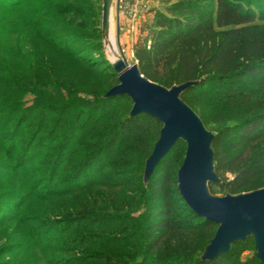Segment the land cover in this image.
Wrapping results in <instances>:
<instances>
[{"label": "rangeland", "instance_id": "rangeland-1", "mask_svg": "<svg viewBox=\"0 0 264 264\" xmlns=\"http://www.w3.org/2000/svg\"><path fill=\"white\" fill-rule=\"evenodd\" d=\"M239 1L264 15V0ZM170 3L115 0L106 45L103 0H0V264H150L145 258L154 255L138 242L153 236L140 232L151 202L146 205L149 197L141 189L137 149L126 145L110 163L102 151L103 168L98 162L76 165L102 148L94 138L101 129L83 127L93 124L89 102L117 86L107 73L110 51L137 64L134 49L147 38L146 24ZM240 104L206 103L200 113L209 128L232 126L246 116ZM78 112L85 115L75 124ZM63 113L66 122L59 128ZM79 123L82 131L75 136L93 137L94 143L80 142L88 151L64 161L59 148ZM113 150L116 155L117 144ZM182 158L176 152L168 162L171 179ZM54 161H64L59 170L50 167ZM169 193L173 220L179 228L189 226L176 217L182 213L175 187ZM145 220L152 232L163 233L151 226L159 218ZM251 244L231 264H251Z\"/></svg>", "mask_w": 264, "mask_h": 264}, {"label": "trees", "instance_id": "trees-1", "mask_svg": "<svg viewBox=\"0 0 264 264\" xmlns=\"http://www.w3.org/2000/svg\"><path fill=\"white\" fill-rule=\"evenodd\" d=\"M171 2L165 11H156L152 20L146 24L147 38L139 40L134 49L138 68L145 78L166 89L191 83L181 95V100L200 117L206 130L214 135L211 147L214 152L215 175L219 182L208 186L213 196H234L264 189V25H257V22L264 21V15L245 8L239 0ZM109 69L111 71L107 73L118 85V74L112 64H109ZM106 95L89 102L87 119L92 121L93 126L88 122L86 128L83 127L84 131L90 127L101 129L94 138L101 140L102 148L94 150L89 159L80 160L76 166L98 162V166L103 168L102 151L107 152L110 163L113 158L120 157L126 145L132 144L137 149L134 155L142 166L139 179L141 189L149 197L145 201L146 205L151 202L145 210L140 232H144L146 239L153 237L149 241L138 240L142 248L145 246L148 255H154L153 258L146 257L145 262L231 264L238 252L246 250L249 243H252L255 254L251 264H264L258 258L255 238L252 236L245 242H236L228 252L214 260L203 259L218 225L200 218L189 209L179 192L177 175L176 180L169 176L168 162L176 152H181L183 156L182 167L187 151L186 143L178 141L146 181V161L155 150L163 124L147 114L131 116L134 103L128 95ZM216 102L229 105L239 102L246 116L232 126L209 128L200 113V107ZM54 115L57 113L47 114L49 117ZM84 115L78 112L74 123L78 124ZM58 116L57 127H61L66 122L67 113ZM74 129V137L67 141V145L63 142L59 148L62 158L66 156L68 160L73 155L78 156L79 152L88 151L83 146L78 147L80 142L94 143L93 137L75 136L82 131L80 123ZM116 144L118 152L115 155L113 149ZM132 152L127 150L125 154L132 156ZM64 161L58 166L54 161L50 167L59 170ZM172 187H175L178 194L182 213L176 217L180 223L189 225L187 227L179 228L173 220L175 215L171 208L174 204L169 193ZM158 218L159 221L153 222L151 226L163 233L152 232L151 227L145 225V219Z\"/></svg>", "mask_w": 264, "mask_h": 264}, {"label": "water", "instance_id": "water-1", "mask_svg": "<svg viewBox=\"0 0 264 264\" xmlns=\"http://www.w3.org/2000/svg\"><path fill=\"white\" fill-rule=\"evenodd\" d=\"M114 1L103 0L101 28L106 45L112 32ZM112 67L118 74L119 84L111 88L106 97L128 95L134 103L131 116L147 114L163 124L155 150L146 161L145 180L148 181L158 163L178 141L186 143L185 159L177 174L179 192L197 216L218 225L203 259L214 260L228 252L236 242H245L252 236L258 258L264 263V189L219 197L209 192V184L219 182L211 147L214 135L181 100L191 83L166 89L145 78L137 64H130L121 55L112 62Z\"/></svg>", "mask_w": 264, "mask_h": 264}, {"label": "bare ground", "instance_id": "bare-ground-1", "mask_svg": "<svg viewBox=\"0 0 264 264\" xmlns=\"http://www.w3.org/2000/svg\"><path fill=\"white\" fill-rule=\"evenodd\" d=\"M118 56H119V53L116 54V49L115 50L113 49L110 51V58L112 59V62L116 61L118 59Z\"/></svg>", "mask_w": 264, "mask_h": 264}]
</instances>
